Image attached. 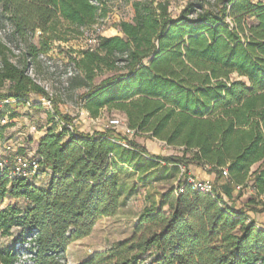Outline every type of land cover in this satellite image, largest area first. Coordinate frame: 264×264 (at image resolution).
I'll use <instances>...</instances> for the list:
<instances>
[{"label": "trees", "instance_id": "1", "mask_svg": "<svg viewBox=\"0 0 264 264\" xmlns=\"http://www.w3.org/2000/svg\"><path fill=\"white\" fill-rule=\"evenodd\" d=\"M91 1L0 0V14L16 40L40 32L39 44L28 46L21 67L8 60L0 43L2 100L21 103L36 94L52 103L27 70L49 52L51 42L106 15L103 0H97L100 9ZM125 1L132 18L120 20L115 34L100 36L94 51L74 59L82 75L79 85L86 87L82 109L93 119L104 108L118 112L133 135L145 133L183 149V155L152 156L109 131L69 130L72 118L53 106L52 119L64 125L49 126L31 148L46 184L0 172V204L23 201L0 209V238L12 237L10 245L0 246V264L21 257L22 264H65L71 244L117 213L121 170H141L136 153L150 157L151 165L183 171L175 186L143 209L132 238L78 264H264V228L248 214L264 213V201L248 200L247 210L236 207L215 189L194 188L187 174L195 165L219 178L225 168L228 181L221 191L230 201L234 191L241 197L247 188L264 196V4L189 0L172 17L168 0ZM103 71L113 74L92 85Z\"/></svg>", "mask_w": 264, "mask_h": 264}, {"label": "rangeland", "instance_id": "2", "mask_svg": "<svg viewBox=\"0 0 264 264\" xmlns=\"http://www.w3.org/2000/svg\"><path fill=\"white\" fill-rule=\"evenodd\" d=\"M188 1L168 0V12L172 17H177ZM209 2L213 3L214 1ZM251 2L264 4V0H251ZM131 13V6L125 0H110L106 9V15H109V23L104 29L103 35L115 34L117 20L129 19ZM191 17H195V15ZM39 35L40 32H35L27 35L24 41L16 40L11 33L7 19L0 14V43L8 52V60L15 66H22L28 46L31 44L37 46ZM64 39V41L51 42L47 55H39L36 59H33L29 68L30 71H27L28 76L33 78V82L50 96L52 103L36 94H30L21 103L15 101L3 103L4 100L0 98V112L5 117L2 120L3 123L0 122L2 152L7 145L11 146L13 150L20 149L19 146L34 148L35 141L49 126L54 127L55 130H60L64 123H60L56 118L52 119L54 117L53 106H56L63 115L72 118V125H66L69 130L76 131L77 129L86 130L91 128L117 134L115 130L110 129V126H112L110 122L117 119L120 123H123L118 118L122 117V114L115 111L109 112L104 108L99 117L93 119L86 115L82 109L80 97L86 92V87L79 85L82 75L74 61L84 46L80 30L79 33L71 34L64 37ZM1 60L0 56V65ZM112 74L108 71L98 72V76L93 80L92 85L99 84ZM10 116L13 117L12 120ZM117 128L121 130V124ZM128 138L144 144V148L152 156L183 155V149L167 147L165 143L152 139L145 133L135 134ZM187 156H190V154L188 153ZM149 159L150 157L136 153L134 163L140 166L141 170L136 171L128 167L121 170L119 180L120 206L117 213L112 217L99 220L88 237L71 244L64 255L65 264H78L94 253L106 251L118 242L132 238L138 216L143 209L157 203L160 194L175 186L181 170L171 165L159 163L151 165ZM258 165H254L251 171ZM196 168L201 169L203 173H207L203 168L189 165L187 174L194 180L200 181L201 179L195 175ZM214 175L213 180L208 182L213 185V188L219 192L226 202L237 203L239 207L244 208L248 200L254 202L264 201V196L257 197L251 188L245 189L241 197L234 191L233 201H230L221 191V187L228 181V176L216 178ZM244 209L247 210V206ZM249 216L254 219L258 226L264 228V213ZM11 243L12 240L8 238L0 240V246H3V244L10 245Z\"/></svg>", "mask_w": 264, "mask_h": 264}, {"label": "built area", "instance_id": "3", "mask_svg": "<svg viewBox=\"0 0 264 264\" xmlns=\"http://www.w3.org/2000/svg\"><path fill=\"white\" fill-rule=\"evenodd\" d=\"M103 1L106 4L110 3V0ZM91 3L97 6L99 9L102 7V4L97 0H92ZM120 20H117V23ZM108 23L109 15H99L92 25L80 28V34L84 45L81 51L91 52L96 49L99 43V38L103 35L104 29L107 27ZM27 71L29 72L30 69ZM28 72L27 75H29ZM30 78L33 80L32 77ZM48 101L51 103V100ZM6 102L8 101H4L3 103ZM1 122L3 123V121ZM120 124L122 130V137L128 138L133 136L134 131L130 130L126 124L120 123V121L117 119L111 120L110 122V125L116 127ZM121 146L127 147L125 141L121 142ZM20 147L23 146H19V148ZM17 150L18 149L13 150L9 145L5 146V151L12 153V155L9 158H0V172H6L10 178H22L27 180L42 178L43 176L41 175L40 165L38 159H36V157L34 156L33 149H26L23 153H18ZM181 171H183L182 168ZM221 176H228L227 170L225 168L221 169ZM188 182L191 183L194 188L202 192H213L214 190L213 185L208 181H196L192 177H189ZM240 188L241 187H236L235 189L239 190ZM21 259L23 260L25 259V257H21ZM22 260H18L15 264H22Z\"/></svg>", "mask_w": 264, "mask_h": 264}, {"label": "crops", "instance_id": "4", "mask_svg": "<svg viewBox=\"0 0 264 264\" xmlns=\"http://www.w3.org/2000/svg\"><path fill=\"white\" fill-rule=\"evenodd\" d=\"M131 15H130V18L129 19H131L132 18V16H133V10H132V8H131ZM115 32H117V28H115ZM86 113V115H88V113L87 112H85ZM5 118V117H4ZM119 119H121V121L123 122V124H126V121H125V118H124V116H122V117H118ZM110 129H112V130H115V132L119 135V136H121L122 137V130H120V129H118L116 126H110ZM98 129H91V128H89V129H86V130H82V129H77L76 131L78 132V133H92L93 131H97ZM113 133V132H112ZM44 135V132H42L41 133V135L38 137V139L35 141L36 143H37V141L42 137ZM132 137V136H131ZM127 139H129L130 140V138H127ZM133 141H135L137 144H139L140 146H143L144 147V144H141V143H139L138 141H136V140H133ZM36 143L34 144L35 146H36ZM35 146H33V147H35ZM11 155H12V153H10V152H6L4 149H3V152H2V149H1V143H0V158H9V157H11ZM197 167V166H196ZM199 168H196V174L195 175H197L201 180L200 181H211V180H213V173H211V174H207V173H203V172H201V169L200 170H198ZM215 176V175H214ZM189 177H191V176H189ZM216 177V176H215ZM47 179H48V177H43V178H41L40 179V181H39V183H38V186H40V185H44V184H46V181H47ZM8 203H10V204H18V205H22L23 204V201L22 200H17V199H12V200H6L5 201V203L4 204H0V209H3L4 207H5V205L6 204H8ZM229 204H231V203H229ZM233 205L234 206H236V207H239L238 206V204L236 203V204H234L233 203ZM249 215H252L251 213H248ZM251 217V216H250ZM252 218V217H251ZM253 219V218H252ZM253 221H254V219H253ZM255 222V221H254ZM257 225V224H256ZM258 226V225H257ZM258 227H260V226H258ZM261 228H263L262 226H261ZM17 234V230L16 229H14V230H12V236H15ZM4 239H7V238H3V239H1L0 238V240H4ZM8 239H12V237L11 238H8ZM7 244H3V246H6Z\"/></svg>", "mask_w": 264, "mask_h": 264}]
</instances>
